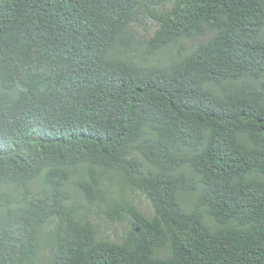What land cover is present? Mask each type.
I'll use <instances>...</instances> for the list:
<instances>
[{
	"label": "trees",
	"instance_id": "trees-1",
	"mask_svg": "<svg viewBox=\"0 0 264 264\" xmlns=\"http://www.w3.org/2000/svg\"><path fill=\"white\" fill-rule=\"evenodd\" d=\"M152 2L0 0V264H264V0Z\"/></svg>",
	"mask_w": 264,
	"mask_h": 264
},
{
	"label": "rangeland",
	"instance_id": "rangeland-1",
	"mask_svg": "<svg viewBox=\"0 0 264 264\" xmlns=\"http://www.w3.org/2000/svg\"><path fill=\"white\" fill-rule=\"evenodd\" d=\"M145 1L147 4L146 6L139 3L138 21L132 25L134 35L137 39L136 45H140L139 40L143 34L151 36L157 28L156 21L149 17L150 8H155L157 11H164L171 5V3H167L166 5H156L152 2V0ZM206 37H208V34L194 40L184 39L179 43H183L186 46L187 51L185 53H188L190 52L188 48L194 49L195 46L205 40ZM180 49H182L181 45ZM176 50L177 46H174V52H176ZM171 56L173 55L168 54L167 58H170ZM105 183L109 184L110 180H106ZM109 189L110 191L108 195L109 197L114 198L113 201L116 202L117 210L113 212L112 217L110 212H108L107 205L105 203H101L104 211L102 212V215L97 218L96 228L100 238L112 241L121 240V238L126 236L132 228V206L137 207L146 215H151L153 213V206L151 204V200L142 191L132 188L129 185H126L123 191H119L116 184H112ZM72 196L76 197V195Z\"/></svg>",
	"mask_w": 264,
	"mask_h": 264
},
{
	"label": "clouds",
	"instance_id": "clouds-1",
	"mask_svg": "<svg viewBox=\"0 0 264 264\" xmlns=\"http://www.w3.org/2000/svg\"><path fill=\"white\" fill-rule=\"evenodd\" d=\"M143 161V160H142ZM150 166V165H149ZM117 182H118V180H115L114 182H113V184H117ZM153 214V213H152ZM151 214V215H152ZM146 215V214H145ZM151 215H146L147 217H150Z\"/></svg>",
	"mask_w": 264,
	"mask_h": 264
}]
</instances>
